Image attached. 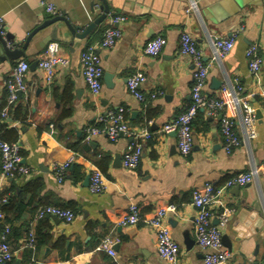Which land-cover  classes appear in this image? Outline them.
I'll use <instances>...</instances> for the list:
<instances>
[{
  "label": "crops",
  "instance_id": "obj_1",
  "mask_svg": "<svg viewBox=\"0 0 264 264\" xmlns=\"http://www.w3.org/2000/svg\"><path fill=\"white\" fill-rule=\"evenodd\" d=\"M40 1L0 0L3 31L15 41L23 40L52 15ZM44 1L55 5L57 14L66 13L81 25L103 11L100 0ZM190 4L194 8L186 12ZM109 8L110 15L121 14L126 19L118 24L122 35L117 44L101 53L103 86L99 96L92 97L88 91L80 56L89 43L100 39L108 16L87 37L68 35L67 42H58L60 53L69 62L56 67L49 85L37 65L29 69L25 77L27 93L19 96L11 107V116L2 121L17 131L22 164L30 168L28 175L9 178L2 188H11V196L25 204L20 213L12 210L6 214L11 218L9 244L14 251L6 264H169L157 255L151 227L117 224L132 202L143 216L174 204L176 210L167 214L166 222L179 246L178 264H203V250L195 240L196 209L191 193L207 183L220 187L231 176L249 170L255 171L250 185L228 188L213 204L228 216L222 230L229 241V246L223 245L231 252L226 264H264V222L260 221H264V0H109ZM50 30L51 26L34 35L22 59L29 64L37 60L47 44L40 51L36 45ZM235 31L234 47L218 57L210 38ZM182 32L190 33L203 52L208 67L204 94L228 99L221 114L235 120L242 140L230 154L223 150L220 112L207 115L204 110L198 111L192 122L193 147L186 156L178 152L176 132L162 131L191 104L193 67L190 58L179 53ZM157 35L166 39L165 46L158 56L145 55V42ZM250 44L258 46L263 59L259 81L250 73L245 57ZM14 64L10 60L0 63V106L6 94L4 81ZM137 70L147 76L140 87L144 101L129 93L126 85ZM105 73L111 75L109 80L104 79ZM214 80L219 81L217 88L212 86ZM236 84L242 86L238 96L247 101L257 119L254 139L246 137L241 109L232 101V86ZM225 85L229 87L227 93L222 91ZM152 93L156 95L151 97ZM119 109L125 111L131 128L145 127L151 132L150 138L141 139L140 162L133 170L122 166L123 153L133 142L132 137L121 135L111 141L99 135L90 141L84 139L86 127H101L98 117ZM71 157L63 180L58 181L53 165ZM95 168L101 171L105 184L96 194L88 188ZM37 180L42 188L36 197L20 195L28 182ZM45 205L70 208L75 218L70 223L54 215L35 220L37 209ZM31 230L36 240L39 234L43 237L42 242L37 240L34 250L21 249ZM108 233L119 239L114 256L97 249Z\"/></svg>",
  "mask_w": 264,
  "mask_h": 264
},
{
  "label": "built area",
  "instance_id": "obj_2",
  "mask_svg": "<svg viewBox=\"0 0 264 264\" xmlns=\"http://www.w3.org/2000/svg\"><path fill=\"white\" fill-rule=\"evenodd\" d=\"M41 5L49 14H57L56 7L52 3L44 0ZM194 5L190 4L186 12L193 10ZM126 17L121 14L108 15L107 24L102 31L99 40L89 43L82 51L80 62L82 67V76L87 85L88 91L92 97L99 96L103 83V67L101 62V53L113 48L122 35V30L118 24L124 21ZM2 20L0 19V22ZM1 26V25H0ZM237 31L229 36H212L210 43L214 53L218 57H224L235 45ZM4 34V31H1ZM166 44V39L157 35L147 40L143 46V53L150 57L160 54ZM180 55L190 58L192 63V85H191V104L170 122L164 125L162 131H174L177 134V148L182 156L190 153L193 147V129L192 122L198 111L204 110L207 115H214L223 109L228 103V99L219 96L215 98L207 97L204 94L208 67L203 58V52L198 48L195 38L188 32H182L179 38ZM245 57L250 73L259 81V72L263 59L259 54L256 44H250L245 51ZM68 59L60 53L58 42L51 41L42 50L37 58V67L42 71L47 85L52 82L57 66H67ZM30 64L25 59H18L12 67L10 76L4 81L6 91L5 104L0 109V123L3 119L9 117V111L13 104L18 100L21 94L27 93L25 77L29 72ZM147 82V76L140 70L135 71L127 79V89L136 99L144 101V96L140 87ZM242 86L236 84L232 86L234 96L233 103L241 109L242 123L244 132L248 139H254L257 136L256 116L253 109L244 98L238 96ZM229 87L225 85L222 88L223 93H227ZM156 94L152 93L151 97ZM125 111H109L100 115L97 119L102 123L101 127L91 126L84 129V139L90 141L93 137L104 135L111 141H116L119 136L125 135L133 138L131 145L125 150L122 157V166L125 169H135L141 158L143 145L141 139L151 137V132L143 127L140 130L131 128L126 119ZM220 133L223 138V150L230 154L240 146L242 140L236 130L235 120L227 114L220 116ZM21 146L18 141L7 142L0 138V191L4 183L9 178L15 176H26L30 173V168L22 164L20 154ZM73 158L65 162L53 165V170L58 181H62L65 173L72 163ZM254 170L242 172L228 178L220 187H215L207 183L203 188L193 189L191 193V204L196 209L195 215V240L200 249L203 250V264H226L231 258V252L224 247L222 243V230L228 223V216L225 212L219 211L213 204L228 188L233 186H245L253 179ZM89 191L100 193L104 190L105 184L101 171L93 169L89 177ZM6 201V197L0 198V204ZM174 204L157 208L152 215L143 216L136 203H130L126 211L120 215L117 224L120 227L135 226L144 224L151 227L155 233L156 252L160 259L169 264H178L179 246L171 235L166 222V216L169 212H175ZM54 215L66 223L74 220L75 214L71 209L45 205L37 209L34 219L39 220L46 216ZM5 214L0 210V221L3 223V229L0 232V264H6L11 261L14 251L8 241L10 225L4 222ZM217 219V223L213 220ZM119 239L108 233L102 237L97 245V249L104 251L109 255L116 254L115 245ZM36 237L33 231H29L26 238L21 243V249L34 250L36 248Z\"/></svg>",
  "mask_w": 264,
  "mask_h": 264
},
{
  "label": "water",
  "instance_id": "obj_3",
  "mask_svg": "<svg viewBox=\"0 0 264 264\" xmlns=\"http://www.w3.org/2000/svg\"><path fill=\"white\" fill-rule=\"evenodd\" d=\"M101 5L100 8L102 13L98 15L93 21L88 23L87 25H81V23H76L71 21L66 13L61 15L52 14L49 15L46 19H44L39 25H37L32 31L28 33V35L21 41H15L13 36L8 33H1L3 31L2 26H0V63L6 60H10L16 62L18 59L24 56V50L27 48L28 44L34 37L36 33L51 26L50 33L44 35V37L40 40L39 45H36L37 50L40 51L46 44L51 41L59 42H67L68 35L72 38H85L90 35L93 31H97L101 23L104 22L106 17L109 14V0H100ZM61 34V37L60 35ZM37 65V60H33L30 64V69H35ZM111 77L110 74L105 73L104 79L109 80ZM219 81H213V88H217ZM257 117H260L259 112H257ZM175 133V132H174ZM118 156L115 158V164L117 165L119 160ZM23 163V161H22ZM87 182V181H86ZM250 185L249 183L245 186ZM256 216V213L252 214ZM56 217V216H54ZM214 223H217V219H215ZM262 223L264 221L260 220ZM192 243V241H191ZM222 243L229 246V241L226 236L222 235Z\"/></svg>",
  "mask_w": 264,
  "mask_h": 264
},
{
  "label": "trees",
  "instance_id": "obj_4",
  "mask_svg": "<svg viewBox=\"0 0 264 264\" xmlns=\"http://www.w3.org/2000/svg\"><path fill=\"white\" fill-rule=\"evenodd\" d=\"M5 98H6V94L4 96V102H3L4 104H5ZM4 104L2 106H0V109L4 106ZM10 116H11V109L9 111V117ZM15 117H16V115H15ZM5 119H3V120H5ZM0 138L2 140L7 141V142H15V141H18V133L14 129L7 128L5 126V124H2V122H1L0 123ZM20 154L22 157V151H20ZM15 177H17V176H15ZM41 188H42V183L40 181H38V180L37 181H30L22 188L20 195H22V196L23 195H29L31 197L30 199H33L34 197H36L39 194ZM3 196L6 197V201L0 204V210L5 214L4 222H6L10 225V231L8 233V241H9V235L11 233V218L6 216V214L11 213L12 210L20 213L24 209L25 204L23 203V200H21L20 198L18 199L16 196H11V188L10 189H2L0 191V198H2ZM64 209H70V208L65 207ZM34 217H35V215H34ZM2 229H3V223H2ZM42 238L43 237H41V235L39 234L37 240L40 239L42 242ZM40 240H39V243H40Z\"/></svg>",
  "mask_w": 264,
  "mask_h": 264
}]
</instances>
